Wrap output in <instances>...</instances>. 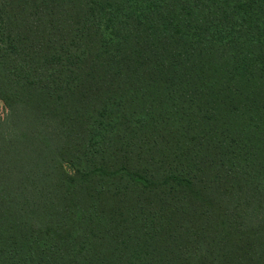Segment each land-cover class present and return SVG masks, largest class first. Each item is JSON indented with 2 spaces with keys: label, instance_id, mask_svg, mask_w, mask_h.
Here are the masks:
<instances>
[{
  "label": "trees",
  "instance_id": "1",
  "mask_svg": "<svg viewBox=\"0 0 264 264\" xmlns=\"http://www.w3.org/2000/svg\"><path fill=\"white\" fill-rule=\"evenodd\" d=\"M0 264H264V0H0Z\"/></svg>",
  "mask_w": 264,
  "mask_h": 264
},
{
  "label": "rangeland",
  "instance_id": "2",
  "mask_svg": "<svg viewBox=\"0 0 264 264\" xmlns=\"http://www.w3.org/2000/svg\"><path fill=\"white\" fill-rule=\"evenodd\" d=\"M7 112L6 108L3 106V103H1V114L5 115Z\"/></svg>",
  "mask_w": 264,
  "mask_h": 264
}]
</instances>
